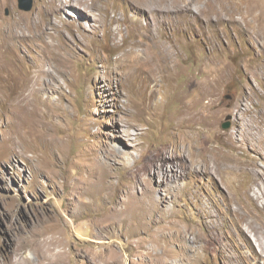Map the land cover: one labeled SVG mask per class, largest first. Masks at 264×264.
Returning <instances> with one entry per match:
<instances>
[{"label":"rangeland","instance_id":"374dc122","mask_svg":"<svg viewBox=\"0 0 264 264\" xmlns=\"http://www.w3.org/2000/svg\"><path fill=\"white\" fill-rule=\"evenodd\" d=\"M44 1L26 10L0 0V264H108L119 251L120 264H151L152 241L182 260L167 264H236L241 254L256 264L232 207L264 231L250 192L264 186V0H87L52 16ZM122 54L136 71L129 94L115 76ZM198 83L204 95L190 89ZM22 88L36 123L18 144L10 123ZM195 143L222 155L219 172L175 167L179 191L161 164ZM182 225L203 241L179 237Z\"/></svg>","mask_w":264,"mask_h":264},{"label":"bare ground","instance_id":"6f19581e","mask_svg":"<svg viewBox=\"0 0 264 264\" xmlns=\"http://www.w3.org/2000/svg\"><path fill=\"white\" fill-rule=\"evenodd\" d=\"M94 4V2L92 3ZM90 3H87V0H45L44 3H42L41 5L42 6V9L43 11H47L48 15L49 16H52L54 15L57 10H59L60 7H62L63 5H78V6H81V5H92ZM47 5V6H46ZM260 18V17H259ZM16 26L17 24L14 23L11 25V33H15L16 31ZM133 49V48H132ZM129 52V51H128ZM131 52V51H130ZM126 54V53H125ZM125 54H122L119 58V60L117 61V68H116V71L115 72V76L116 77H119V84H121L125 89H126V92L129 94V93H132L131 91V87H132V77H135L136 76V71L134 72L133 69L131 71H128V67H130L131 65H133L134 62H132L129 57ZM132 55V54H131ZM171 55V54H170ZM133 56V55H132ZM142 57V56H141ZM144 57V56H143ZM146 58V57H145ZM148 59H146L147 61ZM145 61V60H144ZM137 62H138V59H137ZM2 63V62H1ZM139 63V62H138ZM144 65V63H143ZM134 66V65H133ZM133 66L131 68H133ZM155 66V65H154ZM159 66V65H158ZM139 67V66H138ZM2 69V68H1ZM156 69V68H155ZM154 70V69H153ZM158 70V69H157ZM139 72V71H138ZM137 72V73H138ZM155 72V71H154ZM145 74V73H144ZM151 76V75H150ZM8 80V79H7ZM143 86V85H142ZM198 87L199 90L201 91L200 93H202V95H204V90L202 85H199L198 83V86L197 84L195 85H191L190 86V89L192 88H196ZM206 87V86H205ZM207 91V89H206ZM126 93V94H127ZM206 93V92H205ZM6 94V93H5ZM10 96H12L11 94H9ZM201 95V94H200ZM132 96V95H131ZM1 97V96H0ZM7 98V97H6ZM11 98V97H10ZM12 103H13V107L14 109L16 108V111H14V114H13V118H14V121H12V126L14 128V137H15V141L18 142V144H22L23 140L22 138L25 137V134H24V129L27 127V126H30L31 128L30 129H33L34 126H35V123H33L34 121V118H35V107L33 106V98L31 97V94L27 93V91L25 90V88H22L19 93L12 97ZM12 107V108H13ZM11 112V111H10ZM184 112V111H183ZM203 119V118H202ZM201 120V118H200ZM41 121V120H40ZM40 127V126H39ZM33 131V130H32ZM198 133V132H197ZM196 134V133H195ZM199 134V133H198ZM197 135V134H196ZM199 136V135H198ZM197 137V136H196ZM200 138V137H199ZM8 140H12L11 138H7ZM14 139V138H13ZM204 139V138H203ZM4 140V138H3ZM202 140V138H201ZM205 140V139H204ZM195 141V140H194ZM206 141V140H205ZM200 142V141H198ZM203 143V142H201ZM205 143V142H204ZM200 146H199V145ZM206 144H207V141H206ZM194 145V144H193ZM196 146H198V150H196L194 147L191 151L188 150L187 147H183V148H180V147H174L170 150V159H167L168 162L166 163H162L161 164V169L163 170L162 172V175H161V180L162 181H166L167 183L169 184H174L173 185V188L177 187V189H180L184 186V184H176V180H175V176L173 175L174 173V170H175V167L178 168V169H181V171L183 172H186L188 173L189 171L188 170H191V171H194V172H198L199 171H202V172H215V171H218L219 172V168H218V164H217V161L220 160L221 158L223 157H217V155H215V153H213V151L211 150H207V151H204V147H205V144H200V143H195ZM208 147V145H207ZM214 147V146H213ZM191 148V147H190ZM197 148V147H196ZM212 149V148H211ZM216 149V148H215ZM216 150H219V149H216ZM20 151L21 153H23V155H25V147H21L20 148ZM113 151V150H112ZM119 151V150H118ZM220 153V152H219ZM112 154V153H111ZM224 154V153H223ZM99 155V154H98ZM115 156V154H112ZM225 155V154H224ZM178 156H181V157H187L189 156L190 157V161L188 162V164L186 163H182L181 160H176V158ZM227 157V156H225ZM224 157V158H225ZM188 158V157H187ZM229 158V157H228ZM226 158V159H228ZM184 159V158H183ZM225 159V160H226ZM223 160V159H222ZM188 161V160H187ZM218 163H221V162H218ZM168 164H171V168L169 169L167 167ZM226 164V163H225ZM228 165V164H227ZM154 168V164H153V167H149L148 170L150 169H153ZM225 168V167H223ZM249 189V188H248ZM247 189V190H248ZM197 191V190H196ZM250 192H253V198H255V200H257L258 202H261V205L262 207L264 208V186H260L259 189H255L254 187H251L250 189ZM197 193V192H196ZM195 193V194H196ZM199 193V192H198ZM192 193V195H195ZM194 198V197H193ZM196 200V199H195ZM234 201V200H232ZM197 202H199V200L197 199ZM130 201L127 203L129 204ZM234 206L232 207V211L234 212V221H236V224L238 225H241L244 224V227H243V230H242V233L246 236V238L251 241V246H249L250 249H255L256 250V255L258 256V259L256 260L257 263H261V264H264V231H261L260 230H255L253 228V216L247 211V207H243L242 205H240V203H235L234 202ZM201 209H203L204 211L207 212L208 216L209 214L211 213V211L209 209H207L208 207V203H202L200 204L199 206ZM210 208V207H209ZM247 211V212H246ZM243 212H246V213H243ZM211 215V214H210ZM252 217V218H251ZM103 221V220H102ZM210 221V220H209ZM211 223V222H209ZM241 223V224H240ZM234 224V223H233ZM188 225V224H187ZM212 225V224H211ZM176 226V225H174ZM178 226V225H177ZM176 226V228L178 229V227ZM181 226V225H180ZM216 226V225H215ZM235 226V225H234ZM55 227V226H53ZM169 227V226H167ZM167 227L165 228V230L167 229ZM214 227V226H213ZM232 227V226H231ZM173 228V227H172ZM193 228V227H192ZM195 228V227H194ZM211 228V226H210ZM216 228V227H215ZM214 228V229H215ZM240 228V227H239ZM260 228V227H259ZM258 228V229H259ZM174 229V228H173ZM180 229V228H179ZM212 229V233L213 235L215 236V234H217V236H220V233L219 231L215 232L213 228ZM169 230V229H168ZM209 230V229H208ZM232 230V229H231ZM172 231V230H171ZM175 231V229H174ZM178 231V230H177ZM206 232V231H205ZM179 233V237L183 236L185 237L186 239H188V236L189 234H192L194 235L195 237V241H203V236H201L200 232H196L195 229L190 230L189 227H184L182 225V229H180L178 231ZM236 234V233H235ZM254 234L256 236V238L254 237ZM163 237H170L172 238L174 236V234L171 232V234H168L166 232H163L162 234ZM176 236V235H175ZM207 237V236H205ZM178 238V236H177ZM182 238V237H181ZM211 238V237H210ZM158 239V238H157ZM165 239V238H164ZM184 239V238H183ZM222 239V238H221ZM246 239V240H247ZM99 244V246L101 247H97L96 248V251H95V254H94V257L99 260L100 257H101V253L104 251L105 249V243H107L106 240H104L103 237L101 238H98L96 239ZM174 240V239H173ZM177 240V239H176ZM211 240V239H210ZM209 240V241H210ZM150 241V240H149ZM159 241V240H157ZM156 241V242H157ZM168 241V240H167ZM179 241V240H178ZM186 241V240H185ZM217 241V240H216ZM221 241V240H220ZM225 241V240H224ZM47 242L51 243V244H57L60 242V238L58 237H52L51 238V241L47 240ZM153 242L155 241H152V244H150L151 248H150V252H148L147 254H150L152 255V258L149 259V261L151 262V264H167L166 262L172 260L173 262H178V261H182L181 259L179 260L178 259V253L174 252L171 247H169L168 244H166L163 248V251L161 253H164L166 256H170L171 259L167 258V257H163L162 255H160L161 253H157L155 252L154 248L156 246H159L160 247V244H158V242L156 244H154ZM173 242V241H172ZM219 242V241H218ZM223 242V241H222ZM162 243V242H161ZM174 243V242H173ZM186 243V242H185ZM206 243V242H205ZM214 243V241H213ZM220 243V242H219ZM24 244V243H23ZM209 243L205 244V245H208ZM227 244V243H226ZM27 246V243L24 244ZM200 245V244H199ZM229 245V244H228ZM21 246V244H20ZM19 246V247H20ZM162 246V245H161ZM172 246V245H171ZM182 246V245H181ZM216 246V245H215ZM230 246V245H229ZM18 247V250L20 249ZM210 247V246H209ZM212 247V245H211ZM218 247V246H217ZM180 248V247H179ZM182 248V251H184L183 254H186L188 252H191V248L188 247V245L181 247ZM219 248V247H218ZM208 249V248H206ZM220 249V248H219ZM181 250V249H180ZM204 250H205V247H204ZM221 250V249H220ZM254 250V251H255ZM160 251V250H159ZM182 251H181V254L180 255H183L182 254ZM253 251V250H252ZM23 252V251H22ZM225 252H226V255H228V257L231 255L230 254V251L228 250V247L225 248ZM245 252V251H244ZM195 253H197V250H195ZM224 253V251H223ZM144 254V252H143ZM124 256V255H123ZM123 256H121L120 254V251L119 252H114L112 253L109 257H106L105 260L108 262V264H120V262H122L123 260ZM142 256V254H141ZM184 256V255H183ZM188 256V255H187ZM233 256V255H232ZM181 257V256H180ZM200 252L199 254H197V259L200 258ZM243 257H246L244 254L242 255H238L236 256L237 258V263L238 264H242L243 262ZM126 259H128V255L126 257H124ZM226 258V257H225ZM250 258V257H248ZM246 259V258H245ZM144 261V260H143ZM184 261V259H183ZM189 262V261H188ZM250 262V261H249ZM232 263V262H231ZM236 263V264H237ZM256 263V264H257ZM123 264H126V263H123ZM229 264V263H228ZM252 264H255L252 263Z\"/></svg>","mask_w":264,"mask_h":264},{"label":"water","instance_id":"95a60500","mask_svg":"<svg viewBox=\"0 0 264 264\" xmlns=\"http://www.w3.org/2000/svg\"><path fill=\"white\" fill-rule=\"evenodd\" d=\"M21 2V8L23 9H30L32 7L33 0H20ZM225 127L229 126V123L224 125Z\"/></svg>","mask_w":264,"mask_h":264}]
</instances>
